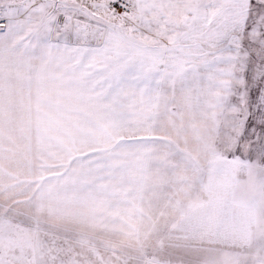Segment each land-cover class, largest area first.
I'll use <instances>...</instances> for the list:
<instances>
[{"label":"snow or ice","instance_id":"6c2138e0","mask_svg":"<svg viewBox=\"0 0 264 264\" xmlns=\"http://www.w3.org/2000/svg\"><path fill=\"white\" fill-rule=\"evenodd\" d=\"M0 264H264V0H0Z\"/></svg>","mask_w":264,"mask_h":264}]
</instances>
